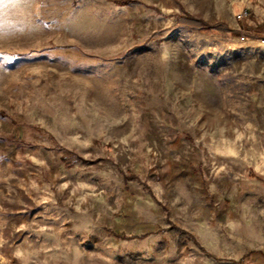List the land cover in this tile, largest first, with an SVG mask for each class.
<instances>
[{
	"label": "rangeland",
	"instance_id": "374dc122",
	"mask_svg": "<svg viewBox=\"0 0 264 264\" xmlns=\"http://www.w3.org/2000/svg\"><path fill=\"white\" fill-rule=\"evenodd\" d=\"M259 2H0V264L264 251Z\"/></svg>",
	"mask_w": 264,
	"mask_h": 264
},
{
	"label": "crops",
	"instance_id": "0c3cea01",
	"mask_svg": "<svg viewBox=\"0 0 264 264\" xmlns=\"http://www.w3.org/2000/svg\"><path fill=\"white\" fill-rule=\"evenodd\" d=\"M259 5H255V15H254V22L255 26L258 30H263L264 26V12H263V7H262V0H259ZM258 5V6H257ZM250 49L254 50L252 53V57L257 60H264V45H256L255 47H250ZM257 68L256 73L261 74V66L259 67L255 65ZM251 260L247 264H264V251L263 252H258L255 253L253 252L251 254Z\"/></svg>",
	"mask_w": 264,
	"mask_h": 264
},
{
	"label": "built area",
	"instance_id": "2783aa9c",
	"mask_svg": "<svg viewBox=\"0 0 264 264\" xmlns=\"http://www.w3.org/2000/svg\"><path fill=\"white\" fill-rule=\"evenodd\" d=\"M248 15H249V12L246 10L241 15H239L238 18L245 19L246 17H248ZM242 40H245V38L242 37ZM261 43L264 44V39L261 40Z\"/></svg>",
	"mask_w": 264,
	"mask_h": 264
},
{
	"label": "snow or ice",
	"instance_id": "6c2138e0",
	"mask_svg": "<svg viewBox=\"0 0 264 264\" xmlns=\"http://www.w3.org/2000/svg\"><path fill=\"white\" fill-rule=\"evenodd\" d=\"M0 2H2V0H0Z\"/></svg>",
	"mask_w": 264,
	"mask_h": 264
}]
</instances>
